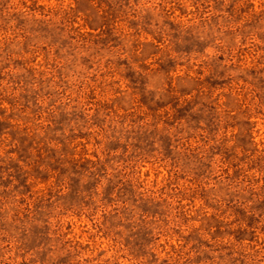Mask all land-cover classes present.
<instances>
[{"label":"rangeland","instance_id":"obj_1","mask_svg":"<svg viewBox=\"0 0 264 264\" xmlns=\"http://www.w3.org/2000/svg\"><path fill=\"white\" fill-rule=\"evenodd\" d=\"M0 264H264V0H0Z\"/></svg>","mask_w":264,"mask_h":264}]
</instances>
